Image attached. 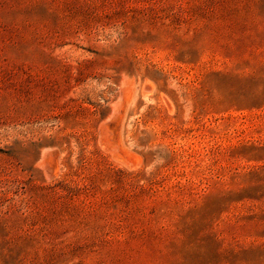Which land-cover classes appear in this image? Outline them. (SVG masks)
I'll list each match as a JSON object with an SVG mask.
<instances>
[{"label":"rangeland","instance_id":"obj_1","mask_svg":"<svg viewBox=\"0 0 264 264\" xmlns=\"http://www.w3.org/2000/svg\"><path fill=\"white\" fill-rule=\"evenodd\" d=\"M0 264H264V0H0Z\"/></svg>","mask_w":264,"mask_h":264}]
</instances>
